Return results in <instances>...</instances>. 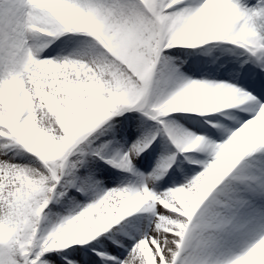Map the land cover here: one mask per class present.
Returning <instances> with one entry per match:
<instances>
[{"label": "snow or ice", "instance_id": "obj_1", "mask_svg": "<svg viewBox=\"0 0 264 264\" xmlns=\"http://www.w3.org/2000/svg\"><path fill=\"white\" fill-rule=\"evenodd\" d=\"M0 264H264V0H0Z\"/></svg>", "mask_w": 264, "mask_h": 264}]
</instances>
